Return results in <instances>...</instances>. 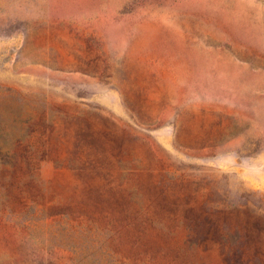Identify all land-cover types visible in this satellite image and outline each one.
Instances as JSON below:
<instances>
[{
  "label": "rangeland",
  "instance_id": "1",
  "mask_svg": "<svg viewBox=\"0 0 264 264\" xmlns=\"http://www.w3.org/2000/svg\"><path fill=\"white\" fill-rule=\"evenodd\" d=\"M0 264H264V0H0Z\"/></svg>",
  "mask_w": 264,
  "mask_h": 264
}]
</instances>
